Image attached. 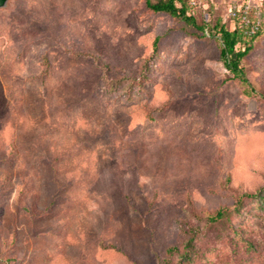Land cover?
Masks as SVG:
<instances>
[{
  "label": "rangeland",
  "instance_id": "374dc122",
  "mask_svg": "<svg viewBox=\"0 0 264 264\" xmlns=\"http://www.w3.org/2000/svg\"><path fill=\"white\" fill-rule=\"evenodd\" d=\"M146 1L0 8V264H264V0L250 86Z\"/></svg>",
  "mask_w": 264,
  "mask_h": 264
},
{
  "label": "trees",
  "instance_id": "16d2710c",
  "mask_svg": "<svg viewBox=\"0 0 264 264\" xmlns=\"http://www.w3.org/2000/svg\"><path fill=\"white\" fill-rule=\"evenodd\" d=\"M191 2L192 0H158L155 3H152L147 0L146 8L154 13H164L172 18L179 19L185 25L191 26L205 35L207 32L206 28H210L198 25L194 15L197 6H193ZM262 30L263 24L260 31L255 35H248L239 25L235 24L232 29H230L220 20H218L212 29H210V32L217 36L221 43L220 59L224 68L234 79L240 80L242 84L247 86L250 85L243 62L254 49L256 41L262 35ZM207 34L209 33L207 32ZM261 190H263V188ZM240 203V200H238L237 204L240 205ZM222 217L223 213L219 211L215 216H212L211 219L216 221ZM197 232L196 227H189L185 231V234L189 235V241L185 245L186 249L191 248ZM177 250V248H172L169 252L174 253ZM185 258L188 259V255H185Z\"/></svg>",
  "mask_w": 264,
  "mask_h": 264
},
{
  "label": "built area",
  "instance_id": "2783aa9c",
  "mask_svg": "<svg viewBox=\"0 0 264 264\" xmlns=\"http://www.w3.org/2000/svg\"><path fill=\"white\" fill-rule=\"evenodd\" d=\"M191 3L197 6L196 0H192ZM229 16L233 25H239L248 35H255L263 24L262 1L229 0Z\"/></svg>",
  "mask_w": 264,
  "mask_h": 264
},
{
  "label": "water",
  "instance_id": "95a60500",
  "mask_svg": "<svg viewBox=\"0 0 264 264\" xmlns=\"http://www.w3.org/2000/svg\"><path fill=\"white\" fill-rule=\"evenodd\" d=\"M7 0H0V8L6 4Z\"/></svg>",
  "mask_w": 264,
  "mask_h": 264
}]
</instances>
